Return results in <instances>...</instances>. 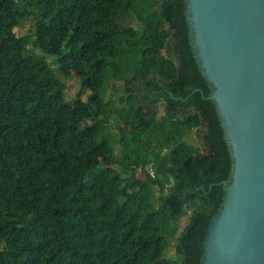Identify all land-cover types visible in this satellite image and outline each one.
I'll use <instances>...</instances> for the list:
<instances>
[{
  "label": "trees",
  "instance_id": "trees-1",
  "mask_svg": "<svg viewBox=\"0 0 264 264\" xmlns=\"http://www.w3.org/2000/svg\"><path fill=\"white\" fill-rule=\"evenodd\" d=\"M187 32L184 0H0V264H201L232 161Z\"/></svg>",
  "mask_w": 264,
  "mask_h": 264
},
{
  "label": "water",
  "instance_id": "water-1",
  "mask_svg": "<svg viewBox=\"0 0 264 264\" xmlns=\"http://www.w3.org/2000/svg\"><path fill=\"white\" fill-rule=\"evenodd\" d=\"M184 18L232 161L201 264H264V0H184Z\"/></svg>",
  "mask_w": 264,
  "mask_h": 264
},
{
  "label": "rangeland",
  "instance_id": "rangeland-1",
  "mask_svg": "<svg viewBox=\"0 0 264 264\" xmlns=\"http://www.w3.org/2000/svg\"><path fill=\"white\" fill-rule=\"evenodd\" d=\"M126 24H134V22H130L129 20L126 21ZM29 24L27 22H24L23 25L21 27L15 28L13 30L14 34L16 36H22L26 30L28 29ZM27 50L29 51L30 54H32L33 56L42 59L51 69L52 71L55 73L56 78L64 85V89H63V98L65 101H67L68 103H70V101L73 99V97H75L80 89V85H79V81L76 77L73 76L71 71H68L66 76H62L60 74H58L56 72V64L53 61V58L40 52L37 50H34L30 47H27ZM112 93L111 89H108L106 91L105 94V100L110 99V94ZM88 95V91H84L81 95H80V99L82 101H84L86 99V96ZM161 114V110H158V116ZM112 129V126L109 125V130ZM117 152V151H116ZM139 179L142 178V174L140 172L137 173L136 175ZM187 223V217H183L180 219V221L178 222L177 225V231L176 234H178L182 228L184 227V225ZM165 256L170 258V257H174L172 249H169L166 253Z\"/></svg>",
  "mask_w": 264,
  "mask_h": 264
}]
</instances>
